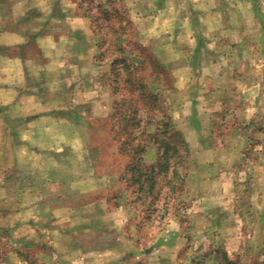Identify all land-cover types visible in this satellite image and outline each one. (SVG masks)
<instances>
[{"label":"rangeland","instance_id":"obj_1","mask_svg":"<svg viewBox=\"0 0 264 264\" xmlns=\"http://www.w3.org/2000/svg\"><path fill=\"white\" fill-rule=\"evenodd\" d=\"M196 2L220 11L205 18L192 0H88L107 106L83 109L92 124L36 132L24 123L19 154L10 128L0 133V229H12L0 231L3 264H264V0H231L228 13L224 0ZM205 84L225 91L205 92L222 105L200 124L203 144L241 152L226 197L224 182L206 179L221 176L211 160H229L192 154L202 140L182 133L198 125ZM61 145L69 150L58 156ZM86 146L101 149L93 169L77 155ZM138 173L146 178L133 182ZM199 181L220 195L200 204Z\"/></svg>","mask_w":264,"mask_h":264},{"label":"crops","instance_id":"obj_2","mask_svg":"<svg viewBox=\"0 0 264 264\" xmlns=\"http://www.w3.org/2000/svg\"><path fill=\"white\" fill-rule=\"evenodd\" d=\"M192 1L197 3L195 7H201L198 10L205 12V18H208L212 11H220L215 4H209L208 7L197 6L199 5L196 2L198 0ZM230 1L224 0L223 5L227 13L234 7L229 4ZM253 8L256 12L260 10L257 4L255 7L253 5ZM225 9L223 12L230 19ZM198 16L202 18L201 15ZM222 21L227 25L226 20ZM91 22L88 0H0V133L5 130L9 131L10 128L9 135L15 143L18 154L21 148L19 144L24 141L25 131H21L27 130L24 128V123L33 127L32 130L36 132L39 131L40 124L46 126L55 121L64 124L82 122L92 124L93 121L87 119L86 109H83L86 106L97 107L98 104L101 107L107 106V103L101 101V91L95 82L102 70L96 59L98 41L93 33L88 31ZM224 91V88L218 89L207 85L206 89H201L199 95L204 102L199 101L195 105L196 118L191 119L193 124L198 123V125L191 129L187 128V132L182 129V133L186 139L202 140L196 150L191 149L192 154L204 151V153L210 152L213 155L225 156L226 160H229V163H222L220 159H216V162L211 160L214 162L212 166H219L215 170L216 172L220 170L221 176L214 175L206 179L214 183L224 182V194H226L224 197H226L230 193L228 190H233L232 184H234L233 180L226 176L229 175L228 164L232 168L237 157L241 158V152L237 149L219 147L217 142L212 145L203 144L205 135L200 127V124L209 119L210 111L212 109L216 111L222 105L220 101H214L205 92L215 95L216 92L223 94ZM206 98L207 101H205ZM197 99L194 100L198 101ZM12 109L17 114H12ZM19 109L27 110V112L22 113ZM95 121L97 122L98 119L95 118ZM70 128L73 129V127ZM32 135H35V132ZM68 150L66 145H61L54 148L53 153L59 156ZM100 152L101 149L97 146H86L84 154L82 152L77 154L80 160L84 159L83 169L88 166L93 169L96 162L93 156ZM85 154L90 156L88 161H86ZM89 160L93 162V165L89 163ZM51 169L53 171V168ZM94 176L98 177L97 173H94ZM202 181L205 182V180ZM202 181H199L200 188L197 187L199 189L197 193H201L197 196L200 204L212 193L215 196L220 195L218 192L204 191L208 187L205 184L214 185L201 183ZM232 202L234 203L233 198L227 201L231 206ZM73 208H77V205ZM200 210L207 213L205 209L200 208ZM213 213L211 210L207 214L212 215ZM83 215L81 214V219L87 217V214L82 217ZM229 226L231 228L227 229L226 233L234 234L237 225H234L232 221ZM91 228L97 230L98 225L95 224L94 228ZM9 230L12 231L7 227L0 229L1 233ZM10 251L17 252L16 250ZM63 262L72 264L71 260H63ZM0 264H3V261H0ZM27 264L35 263L31 261ZM45 264H56V261L49 259V263Z\"/></svg>","mask_w":264,"mask_h":264},{"label":"trees","instance_id":"obj_3","mask_svg":"<svg viewBox=\"0 0 264 264\" xmlns=\"http://www.w3.org/2000/svg\"><path fill=\"white\" fill-rule=\"evenodd\" d=\"M98 45H99V42H98ZM96 59L98 60H100V58H99V56L98 55H96ZM116 61V60H115ZM115 61L113 62V63H115ZM115 88H117V86L115 87ZM116 90V89H115ZM121 100V99H120ZM120 100H118V99H114V106L116 107L117 105H119V103L118 102H122V101H120ZM164 147H165V151L167 152L169 149H172V143L171 142H167V144H164L163 145ZM186 147V146H185ZM173 149H176V148H173ZM136 151L139 153V152H141L142 151V148H138V149H136ZM132 171H134L135 172V168H133V170ZM143 176H145V174H140V173H138L137 175L136 174H133L132 175V179L134 180L133 182H136V180L135 179H137V181H141V178L143 177ZM145 178H146V176H145ZM144 179H143V184H142V182H139L140 183V188L142 189V190H144V191H146L147 190V188L146 187H144ZM225 264H235V262L233 261V260H230L229 258H227V256H226V260H225Z\"/></svg>","mask_w":264,"mask_h":264}]
</instances>
